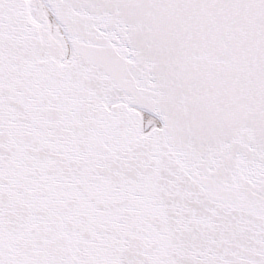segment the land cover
Listing matches in <instances>:
<instances>
[{"label":"snow or ice","instance_id":"obj_1","mask_svg":"<svg viewBox=\"0 0 264 264\" xmlns=\"http://www.w3.org/2000/svg\"><path fill=\"white\" fill-rule=\"evenodd\" d=\"M0 264H264V0H0Z\"/></svg>","mask_w":264,"mask_h":264}]
</instances>
